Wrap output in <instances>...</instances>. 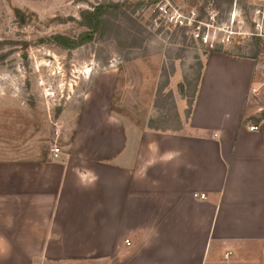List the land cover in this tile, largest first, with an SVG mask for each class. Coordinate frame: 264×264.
I'll return each mask as SVG.
<instances>
[{
	"label": "crops",
	"instance_id": "crops-1",
	"mask_svg": "<svg viewBox=\"0 0 264 264\" xmlns=\"http://www.w3.org/2000/svg\"><path fill=\"white\" fill-rule=\"evenodd\" d=\"M253 76L251 59L210 53L189 116L155 130L114 114L99 74L56 158L0 161V264H264Z\"/></svg>",
	"mask_w": 264,
	"mask_h": 264
},
{
	"label": "rangeland",
	"instance_id": "rangeland-1",
	"mask_svg": "<svg viewBox=\"0 0 264 264\" xmlns=\"http://www.w3.org/2000/svg\"><path fill=\"white\" fill-rule=\"evenodd\" d=\"M104 1L126 0H0V161H39L51 146L63 149L99 74L115 78L113 113L126 123L175 129L206 57L249 59L259 28L264 35V0H234L230 9L202 0H127L130 21L121 16L115 24L129 35L97 33L73 50L51 41L78 39L86 31L80 13Z\"/></svg>",
	"mask_w": 264,
	"mask_h": 264
},
{
	"label": "trees",
	"instance_id": "trees-1",
	"mask_svg": "<svg viewBox=\"0 0 264 264\" xmlns=\"http://www.w3.org/2000/svg\"><path fill=\"white\" fill-rule=\"evenodd\" d=\"M156 1L158 0H150V4H153ZM202 1L204 2V5L211 2L216 9H221L222 5H225L226 9H230L234 0H202ZM190 4L193 6L194 0H191ZM139 5H140L139 2L135 4V6H139ZM131 7H132L131 4H128L127 0L122 3L105 2V1L102 3H99L96 6H94L91 11L84 10L80 13L81 20L79 22V25L83 27L86 31L78 39L69 38L63 35H54L51 37V41L58 47H61L62 49L73 50L91 41L92 36L97 33L100 36L106 35V34L109 36L110 33H113V35L120 37V35H122L123 32L125 35L127 34L129 35L130 32H127L126 30L121 31V27L115 24V21L121 16L122 18L130 21L129 16L126 14L125 8L129 9ZM134 41H136V37L133 35V42ZM262 44L263 43L261 39L255 38V45L257 48L251 53L249 59L253 60L257 58L260 52L259 50L263 49ZM0 45L2 44L0 43ZM2 58L3 56L0 55V61L2 60ZM198 83H199V80H198ZM196 90H195V93H196ZM194 95H193V98H194ZM193 98H192V101L189 103V108L187 110V114L185 115L186 118L190 114ZM111 111L114 112L113 107H112V101H111ZM179 127H180V122L177 128L175 129H159V128L148 126L149 129H155V130H177L179 129Z\"/></svg>",
	"mask_w": 264,
	"mask_h": 264
},
{
	"label": "built area",
	"instance_id": "built-area-1",
	"mask_svg": "<svg viewBox=\"0 0 264 264\" xmlns=\"http://www.w3.org/2000/svg\"><path fill=\"white\" fill-rule=\"evenodd\" d=\"M262 30L259 28L257 37L261 38L263 43H264V35L261 32ZM199 36V35H198ZM254 64V75H256L257 79L251 83V86L248 91V102L252 105L255 106H261L264 105V54L259 57L257 60L253 59L252 60ZM258 129L257 126H250L249 130L250 131H256ZM50 153L54 158L58 156L60 153V148L57 147L56 145L51 146L50 148ZM201 199H205V195L201 194L200 195ZM125 245L129 246L130 243L128 240L124 241ZM227 257V255L225 256Z\"/></svg>",
	"mask_w": 264,
	"mask_h": 264
}]
</instances>
